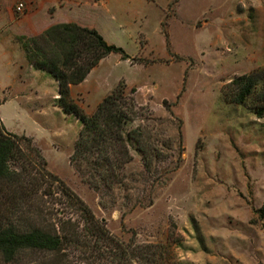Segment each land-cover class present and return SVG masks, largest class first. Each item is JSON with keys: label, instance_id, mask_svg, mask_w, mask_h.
<instances>
[{"label": "rangeland", "instance_id": "obj_1", "mask_svg": "<svg viewBox=\"0 0 264 264\" xmlns=\"http://www.w3.org/2000/svg\"><path fill=\"white\" fill-rule=\"evenodd\" d=\"M41 1L0 0L5 129L32 138L48 170L120 240L161 245L177 264H264V0ZM62 22L97 29L127 55L110 53L71 86L87 114L121 81L136 90L130 127H142L144 152L129 146L117 182L71 165L81 123L23 48ZM257 71L253 93L231 101L230 82Z\"/></svg>", "mask_w": 264, "mask_h": 264}, {"label": "trees", "instance_id": "obj_2", "mask_svg": "<svg viewBox=\"0 0 264 264\" xmlns=\"http://www.w3.org/2000/svg\"><path fill=\"white\" fill-rule=\"evenodd\" d=\"M32 44L33 49L23 44L28 60L55 78L57 105L82 126L71 165L80 169L81 163L88 164L94 180L119 181L118 173L132 158L129 146L144 152L140 146L142 127H130L138 116L135 88L127 90L126 84L119 82L94 112L87 114L73 100L71 86L83 82L110 53L127 58L124 50L108 43L97 29L75 22L51 24L32 38ZM259 74L233 79L231 101L242 104L262 80ZM55 193L62 196H53ZM0 264L177 263L164 257L161 245L124 241L113 235L88 205L48 170L33 139L7 131L0 118Z\"/></svg>", "mask_w": 264, "mask_h": 264}, {"label": "built area", "instance_id": "obj_3", "mask_svg": "<svg viewBox=\"0 0 264 264\" xmlns=\"http://www.w3.org/2000/svg\"><path fill=\"white\" fill-rule=\"evenodd\" d=\"M15 9H16V11H18V12L23 11V9H24V4H23V2H18V3L16 4Z\"/></svg>", "mask_w": 264, "mask_h": 264}, {"label": "crops", "instance_id": "obj_4", "mask_svg": "<svg viewBox=\"0 0 264 264\" xmlns=\"http://www.w3.org/2000/svg\"><path fill=\"white\" fill-rule=\"evenodd\" d=\"M48 1H49V0H42L41 3L43 2V3L46 5L47 3H49ZM10 18H11V17H10ZM11 19H12V18H11ZM50 25H51V24H50Z\"/></svg>", "mask_w": 264, "mask_h": 264}]
</instances>
